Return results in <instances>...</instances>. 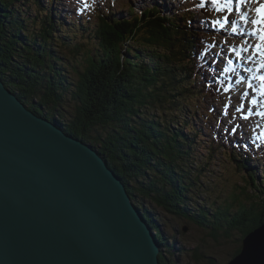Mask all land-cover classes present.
<instances>
[{
    "label": "trees",
    "instance_id": "obj_1",
    "mask_svg": "<svg viewBox=\"0 0 264 264\" xmlns=\"http://www.w3.org/2000/svg\"><path fill=\"white\" fill-rule=\"evenodd\" d=\"M59 2L0 0V77L5 84L28 108L91 143L154 227L157 210L189 217L214 239L236 227L243 237L263 223L264 185L254 184L259 169L242 155L246 140H224L214 131L209 139L203 132L208 126L200 121L212 113L213 98L229 89L210 59L214 53L206 18L197 17V6L214 10L220 4L198 0L197 6L168 14L156 4L125 19L94 7L82 16L68 10L62 14ZM88 40L95 47H87ZM202 137H207L208 150L199 155L195 149ZM218 151L240 167L246 164L236 155L249 162L248 180L257 192L252 198L258 201L237 205L238 196L229 195L214 196L210 203L204 195L210 190L199 181L207 178L205 164L211 166ZM213 202L220 203L216 209ZM156 231L166 246L165 234ZM160 261L168 264L162 252Z\"/></svg>",
    "mask_w": 264,
    "mask_h": 264
},
{
    "label": "water",
    "instance_id": "obj_2",
    "mask_svg": "<svg viewBox=\"0 0 264 264\" xmlns=\"http://www.w3.org/2000/svg\"><path fill=\"white\" fill-rule=\"evenodd\" d=\"M122 181L91 143L32 112L0 77V264H158L155 227ZM261 224L242 246L264 251ZM244 247L227 264H255Z\"/></svg>",
    "mask_w": 264,
    "mask_h": 264
},
{
    "label": "rangeland",
    "instance_id": "obj_3",
    "mask_svg": "<svg viewBox=\"0 0 264 264\" xmlns=\"http://www.w3.org/2000/svg\"><path fill=\"white\" fill-rule=\"evenodd\" d=\"M90 1L98 6L102 12H107L112 7L113 15L125 19H129L131 16L157 5L164 8V13L166 14L179 13L184 10L181 8H185L195 2V0ZM90 1L60 0L59 9L62 7L61 13L63 10H73L77 15L82 16L87 10V5H89ZM110 2L112 5H117L112 6ZM197 2L198 0H196V6L198 5ZM218 2L221 3L220 7L211 15L209 13L204 14L203 8L197 6V17L198 19L207 18L205 21L207 27H204V29L207 32L206 34L212 35L211 41L214 42V45L211 46V50L214 52L212 59H214L217 72H220V75H226V79L231 84V94H226L228 98L223 95L217 96L218 99L213 98L214 100L209 105L212 108V113L208 117V124L212 130L206 128L205 132L209 139L213 138L210 134L214 131L216 134H220V137L224 138V140L225 138H229V141L233 140V142L246 140L247 145H243L246 151L242 155L251 158L252 162H250V165L252 164L256 170L259 169L255 171L254 176L258 180L254 179V184L262 186L264 185V115H262L264 114V76H259L256 73V64L264 62L262 55V50L264 49L262 36L264 35H260L264 33V23L260 22L262 21V11H264V0H243V3L240 0H231V3L228 0H218ZM18 4L19 6L21 5L20 2ZM130 4L133 5L132 10L126 7V5L130 6ZM253 21H257V23H253ZM180 23L184 24L183 22ZM192 26L197 28L196 24H192ZM21 35H23L22 40H25L24 36H28L24 32ZM186 37H188L187 33ZM134 45H136V42ZM86 46L93 48L95 43L90 44L88 40ZM231 113L236 115L232 116L233 114ZM244 117L247 118L245 119ZM226 126L228 129L235 128V137L231 136L232 132H228L230 133L228 136ZM152 131L155 132V130ZM151 138L153 139L152 142H155L153 136ZM206 138L202 137V144H199V147L196 146L195 151L198 152L200 150L201 153H205L208 150L204 146L206 143L204 139ZM251 139L253 142L259 143L258 147L251 142ZM224 143L227 144L228 142ZM198 154L201 155L199 152ZM237 157L243 160V164H246L245 167H240L239 164L232 161L230 156H227L228 161L225 160L221 157L220 151H218V155L214 156V161L210 159L211 166L208 163L205 164L203 173L208 179L202 177L204 182L202 179L199 182L205 183L210 190V195L204 193L205 196H210V203L213 201L214 196L228 198L227 196L229 195L238 196L237 205L239 202L251 205L252 202L258 201L257 198H252V195L254 196L257 192L249 182L248 172L253 170L246 168L249 162L245 158L242 156ZM208 180L210 182L218 181L217 183H210ZM209 185L211 188L208 187ZM193 186L198 188L196 184ZM135 204L141 208L137 203ZM215 204L216 202L211 204L213 209H216V206L220 203L216 204V206ZM149 207L152 209L153 206L148 205L150 210ZM152 210L155 211L154 209ZM155 212H153L155 213L153 217L155 216L157 220L155 227L161 230L158 235L163 236L162 233H164L166 242L173 244V248L171 245L168 246V244L161 246L163 237L159 239L156 233L157 229L152 228V231L156 233L155 236L159 240L158 245L161 246V252L164 253L168 264H226L240 250L241 240L244 236L241 237L242 234L238 227L231 230L228 236L222 235L218 239H214L209 235V230L205 226L199 223L193 225L189 217H182L181 214L171 216L169 213L160 210ZM142 214L146 218L143 210ZM184 227L186 228L185 230ZM163 263L162 261L161 264Z\"/></svg>",
    "mask_w": 264,
    "mask_h": 264
},
{
    "label": "bare ground",
    "instance_id": "obj_4",
    "mask_svg": "<svg viewBox=\"0 0 264 264\" xmlns=\"http://www.w3.org/2000/svg\"><path fill=\"white\" fill-rule=\"evenodd\" d=\"M250 11V10H249ZM249 15V14H248ZM241 18V17H240ZM248 27V26H247ZM264 42V41H263ZM264 50V49H263ZM263 57H264V55H263ZM256 58V57H255ZM243 62V61H242ZM263 62V61H262ZM264 63V62H263ZM225 73V72H224ZM223 73V74H224ZM218 74V76L217 77H219L220 76V72H218L217 73ZM226 76V75H225ZM228 84H229V89H228V92H227V94L229 95V94H231V90H230V86H231V84L228 82ZM30 109V108H29ZM32 112H34V113H36V114H38V115H40V113H38V112H35V111H33L32 109H30ZM231 114H233V113H231ZM235 114V113H234ZM49 119V118H48ZM55 120V119H54ZM238 137V136H237ZM229 139V138H228ZM231 139H232V137H231ZM220 140H222V139H220ZM264 140V139H263ZM262 140V141H263ZM258 141V140H257ZM237 142L239 143L240 141L239 140H237ZM251 142H253V140L251 139ZM254 144H255V146H257L258 147V144L257 143H255V142H253ZM259 149V148H258ZM259 150H261V149H259ZM237 157V156H236ZM122 183H123V181H122ZM129 197L131 198V201H132V205H133V207H134V209L136 210V212H137V214H138V216L142 219V220H144V222H146V218H144L143 217V214H142V210H140L139 209V207L135 204V202L133 201V199H132V196L129 194ZM195 222V221H194ZM146 224H147V222H146ZM201 225V224H200ZM169 227V226H168ZM151 228V230H152V227H150ZM155 229V228H154ZM186 228L184 227V230H185ZM255 229H257V228H255ZM261 229L262 230H259V232L260 231H264V223L263 224H261ZM149 233L151 234V236L153 237V239H154V241H155V243H156V245L159 247V248H161V246H159L158 245V243H159V240L157 239V237L155 236V234L157 233H154L153 231H149ZM247 235H248V233L242 238V240H244V239H246L247 238ZM242 240H241V246H240V251H241V248H243L244 246H242ZM263 240H264V237H263ZM171 244L169 243V245L168 246H170ZM171 247L173 248V246L171 245ZM245 248V253L247 254V255H249V256H251L252 258H254V259H257L256 261H255V264H264V251L263 250H256V249H251V248H249V247H244ZM159 250V249H158ZM160 250L159 251H157V262H158V264H161L160 263V261H159V256H160ZM171 253V252H170ZM181 255V254H180ZM175 256V255H174ZM228 263V262H227ZM226 263V264H227ZM240 263H243V262H240Z\"/></svg>",
    "mask_w": 264,
    "mask_h": 264
},
{
    "label": "snow or ice",
    "instance_id": "obj_5",
    "mask_svg": "<svg viewBox=\"0 0 264 264\" xmlns=\"http://www.w3.org/2000/svg\"><path fill=\"white\" fill-rule=\"evenodd\" d=\"M218 0H213V3H217ZM229 3H231V0H228ZM241 3H243V0H240ZM258 11H262V10H258ZM261 23H264V11H262V21H260ZM253 23H257V21H253ZM262 39H264V36H262ZM264 115V114H262ZM245 119L247 117H244ZM233 131H235V129H233Z\"/></svg>",
    "mask_w": 264,
    "mask_h": 264
}]
</instances>
